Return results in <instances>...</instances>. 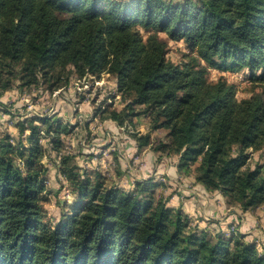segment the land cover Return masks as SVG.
I'll use <instances>...</instances> for the list:
<instances>
[{
	"label": "trees",
	"instance_id": "1",
	"mask_svg": "<svg viewBox=\"0 0 264 264\" xmlns=\"http://www.w3.org/2000/svg\"><path fill=\"white\" fill-rule=\"evenodd\" d=\"M180 40L189 53L173 62L169 42ZM211 71L246 72L255 88L237 100ZM73 73L114 77L124 106L101 118L122 127L147 116L150 132L166 131L156 144L134 133L138 155L149 146L185 173L194 166L196 182L241 211L264 205V162L249 163L264 155V0H0V94L53 93ZM57 119L18 115L17 138L0 133V264H264L235 229L191 227L154 175L125 188L81 170ZM48 152L60 153L72 196L62 190L54 226L42 206Z\"/></svg>",
	"mask_w": 264,
	"mask_h": 264
},
{
	"label": "rangeland",
	"instance_id": "2",
	"mask_svg": "<svg viewBox=\"0 0 264 264\" xmlns=\"http://www.w3.org/2000/svg\"><path fill=\"white\" fill-rule=\"evenodd\" d=\"M189 53V49L187 45L182 41H171L169 42V51L167 54V58H169L173 62H180L183 60V56ZM224 77L229 83H233L236 86V94L235 97L237 100H240L242 98L248 97L251 95L252 90L255 88V85L252 83L250 76L246 72H240V73H232L228 71L224 72H218V71H211L209 74V81H215L218 77ZM71 82L66 89H61L54 91L53 93H49L45 91L43 85L42 87L34 86V87H28L24 88L22 90V93H24L23 98L20 100L17 98H11L9 97V100L4 104L8 109H10L14 114H16L14 120L17 119L18 115H42V116H49L51 118H59L57 120L60 121V123L68 130L67 133L61 134L60 138L63 142V151L66 153L74 155V158L80 157L83 152L86 150L91 149V144H95L98 146V151L101 152L100 154L107 156V149L106 147L113 148L112 152H116L118 141L115 140V137L112 136H118L123 137L128 136L129 138H132V141L136 143V140L132 137L134 133H137L138 136L144 135L150 132L149 127V118L147 116H140L135 117L133 119V123L127 124L119 127L121 128L120 131H118L116 134L112 135L111 128L107 127V129L111 130L109 133L105 132V126L103 122H100L98 119L100 117L101 121L104 120V118H101V116L104 114L105 110H120L123 108L124 104L122 103L120 99V93L117 90L115 79L113 76H110L107 73H102L99 77L94 76L91 74H86L84 77L80 78L76 73H73L71 76ZM17 90V89H16ZM72 94V96L75 98V102L73 101V104L76 105V103L80 102L83 103V110L88 115L85 117V119L89 118L88 120L84 121V119H77V113L79 111H72L71 104L65 100V98H69L68 96ZM62 112V115L60 114ZM98 116V119L96 118L93 123H89L95 116ZM13 120V121H14ZM14 126V123H13ZM8 133V132H7ZM16 136H18V130L16 131ZM151 134V142L154 144L157 143L159 139L165 140V134L166 131L163 129H159L154 132H150ZM42 139V138H41ZM123 140H126V138ZM122 138L121 141L123 142ZM42 143H45V140H41ZM25 143V141L23 142ZM123 144H125L123 142ZM50 147V146H49ZM48 147V148H49ZM123 146H121L122 149ZM103 150H105L103 152ZM112 150V149H111ZM93 151V152H95ZM152 152L156 154V160L154 161H160L162 156L167 157L166 155H160L159 153H155L152 151V149L148 146L142 149L141 153L144 152V155H138L136 161L135 157L133 159H129L130 157L127 156V154L123 151H121L122 157H125V160H128V163H124L125 171L124 176L120 175L119 171L117 169H114V172H116L117 175H115L116 179L109 181L113 184H126L127 179L126 176H134L131 175L129 171H141L143 175H148L149 171L150 174L151 169L149 170V157L146 155V152ZM251 150H249L250 152ZM140 153V154H141ZM86 154V153H84ZM118 155V153H116ZM151 154V153H150ZM136 155V154H135ZM144 156V157H142ZM84 160H90L91 155L87 153V156H83ZM86 157V158H85ZM93 157V156H92ZM148 159V160H147ZM47 160L50 161V158H47ZM52 160V158H51ZM178 162V159H177ZM176 162V165L174 167H177L178 163ZM256 162H264V155H261L260 153H253L251 155L249 163L252 165ZM83 166H86L83 164ZM103 165H99V163L94 162V164H91V167H88V171L91 169L99 170L105 176L107 172L105 171V168H107L106 164L105 167H102ZM168 167V166H167ZM170 167V166H169ZM121 168V167H120ZM131 168V170H129ZM148 168V169H147ZM194 166L191 168V171L189 173H185L182 170L181 176H189L193 175L194 173ZM119 169V167H118ZM120 170V169H119ZM127 170V171H126ZM129 170V171H128ZM98 171V172H99ZM121 172V171H120ZM118 176V177H117ZM120 176V177H119ZM131 177V178H132ZM149 178V177H147ZM146 178V179H147ZM195 180V179H194ZM158 181V180H156ZM158 182H163L159 180ZM53 184L54 187L50 186ZM47 183L48 190L53 191L52 192V198L50 199L51 202H44L43 208L46 212V220L51 223L53 226L55 223H57V220L60 216V213L62 207H60L59 202L61 200L62 196V190L63 188L61 181L57 178L56 175L53 174L52 183ZM63 188V189H62ZM66 192V191H65ZM69 199L67 202H70L72 196L71 193H69ZM226 198V197H225ZM227 199V198H226ZM263 210L264 214V205L259 206ZM51 222H50V220ZM190 226H197L194 222L190 224ZM199 226V225H198ZM197 226V227H198ZM238 225L236 226V229L233 233L238 232ZM264 231V227L262 228ZM232 234V232H230ZM229 236V235H227ZM257 250L259 249L256 245ZM259 251V250H258Z\"/></svg>",
	"mask_w": 264,
	"mask_h": 264
},
{
	"label": "crops",
	"instance_id": "3",
	"mask_svg": "<svg viewBox=\"0 0 264 264\" xmlns=\"http://www.w3.org/2000/svg\"><path fill=\"white\" fill-rule=\"evenodd\" d=\"M23 94L24 93H22V91L18 90L6 91L3 94H0V104H5L9 100V97L14 99L20 98L21 100L24 96ZM68 97L69 98H65V100H67V102L71 104L72 111H79L76 116L77 119H84V121L88 120L89 118L85 119V117H87L88 115L83 110L84 104L77 102L76 105H74L73 101L75 102V98L72 96V94H70ZM60 114L62 115V112ZM96 118L98 119L97 115L93 118L94 120L89 123H93ZM13 120L14 119H11L9 114H6L1 110L0 106V133L6 131L12 138L15 139L17 138L15 134L17 128L15 127V125L13 126ZM98 120L104 123V126L106 127V133H109V131L112 130V135H114L121 130V128H119V126H117L115 122L109 119H104L101 121L99 117ZM107 127L111 128V130L107 129ZM126 135L123 136L124 139L126 138V140H123V137L112 136L115 137L116 141H118V145L116 146L118 151L112 152L113 148H111L110 146L106 147L107 156L105 157V155L100 154L101 152H96L98 151L97 145L91 144V146H93L91 147V149L86 150L85 152L82 151L83 154H81L80 157L74 158L75 164L81 170L86 171L88 167H91V164H94V162L99 163V165H103L102 167H105L106 164L107 168H105V171L108 174V176L106 175V177L110 180L112 179L111 181L116 179L115 175L117 174L116 172H114V169H117L120 175L124 176V167H127L124 163H128V160L126 161L125 157H122L121 151H123L124 154L126 153L127 156L130 157L129 159H133V157H135V160H133V162L136 161L138 157L136 143L132 141V138H129ZM121 138L125 144H123V142H119V140L121 141ZM123 145L124 147H122L121 149V146ZM94 148H96V151ZM104 151L105 150H103V152ZM87 153L91 155L90 160H84L83 156H87ZM116 153H118V155ZM141 155H144V152H142L140 156ZM146 155L149 157V170L151 169V172L153 173L150 174L149 171L148 175H143L141 171L131 172L132 170L131 168H129V170L131 171H128L131 175L134 176H131V178L127 175L126 184L124 185L120 183V186L130 188L134 181L146 179L147 177H151L154 175L155 180L163 181V193L165 195H170L168 206L175 209L180 208L189 219L190 224L194 222L195 224H197V226L199 225V229L207 230L212 234L217 232L223 233L225 236L230 235V233L228 232L229 230L236 229H230L231 226L238 225L237 234H240L241 239L246 242L255 243L258 246L259 251H262L264 249V231L262 230V228L264 227V214L263 210H260V207H257L253 210L241 211L237 207L229 205L227 203V199L219 192H210L205 190V188L200 183L194 180L195 178L193 175L181 176L182 170H179L178 167H174L177 162L176 157L162 156L160 161H154L156 160V154L149 151L148 153L146 152ZM59 156L60 153L55 154L54 152H48V155L43 158L42 162L48 169L47 183H50L51 185L54 174L61 181L63 188H65L64 190H66V181L57 171ZM47 158H50V161L47 160ZM83 164H85L86 166H83ZM118 167L120 170L118 169ZM51 187H54L53 184L50 186V189H52ZM52 192L53 191L50 190V193L48 195L49 200L47 202H51L50 199L53 196Z\"/></svg>",
	"mask_w": 264,
	"mask_h": 264
},
{
	"label": "built area",
	"instance_id": "4",
	"mask_svg": "<svg viewBox=\"0 0 264 264\" xmlns=\"http://www.w3.org/2000/svg\"><path fill=\"white\" fill-rule=\"evenodd\" d=\"M66 191V192H65ZM64 191V198H69V195L67 194V190ZM236 228V226H231L230 229ZM230 231V230H229ZM228 231V232H229Z\"/></svg>",
	"mask_w": 264,
	"mask_h": 264
},
{
	"label": "bare ground",
	"instance_id": "5",
	"mask_svg": "<svg viewBox=\"0 0 264 264\" xmlns=\"http://www.w3.org/2000/svg\"><path fill=\"white\" fill-rule=\"evenodd\" d=\"M67 194L69 195V192L67 191ZM70 196V195H69ZM66 199H68V198H66Z\"/></svg>",
	"mask_w": 264,
	"mask_h": 264
}]
</instances>
